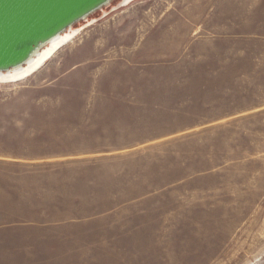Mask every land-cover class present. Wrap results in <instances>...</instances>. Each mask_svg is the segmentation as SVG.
Listing matches in <instances>:
<instances>
[{
  "label": "rangeland",
  "instance_id": "1",
  "mask_svg": "<svg viewBox=\"0 0 264 264\" xmlns=\"http://www.w3.org/2000/svg\"><path fill=\"white\" fill-rule=\"evenodd\" d=\"M119 2L0 83V264H264V0Z\"/></svg>",
  "mask_w": 264,
  "mask_h": 264
},
{
  "label": "water",
  "instance_id": "2",
  "mask_svg": "<svg viewBox=\"0 0 264 264\" xmlns=\"http://www.w3.org/2000/svg\"><path fill=\"white\" fill-rule=\"evenodd\" d=\"M115 0H0V72L23 66L55 37Z\"/></svg>",
  "mask_w": 264,
  "mask_h": 264
},
{
  "label": "bare ground",
  "instance_id": "3",
  "mask_svg": "<svg viewBox=\"0 0 264 264\" xmlns=\"http://www.w3.org/2000/svg\"><path fill=\"white\" fill-rule=\"evenodd\" d=\"M133 0H120V5H127ZM95 18H87L83 23L77 26H72L65 32L61 33L44 46L35 56H33L23 66L14 68L6 72H0V83H10L21 81L35 72L40 70L43 65L64 45L74 39L85 27L94 23Z\"/></svg>",
  "mask_w": 264,
  "mask_h": 264
},
{
  "label": "crops",
  "instance_id": "4",
  "mask_svg": "<svg viewBox=\"0 0 264 264\" xmlns=\"http://www.w3.org/2000/svg\"><path fill=\"white\" fill-rule=\"evenodd\" d=\"M82 156H85V155H82Z\"/></svg>",
  "mask_w": 264,
  "mask_h": 264
}]
</instances>
